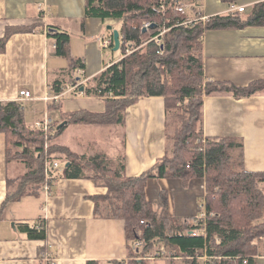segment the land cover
I'll return each mask as SVG.
<instances>
[{"label": "trees", "instance_id": "1", "mask_svg": "<svg viewBox=\"0 0 264 264\" xmlns=\"http://www.w3.org/2000/svg\"><path fill=\"white\" fill-rule=\"evenodd\" d=\"M222 1L231 4L237 0ZM179 2L200 4V0H85L87 17L120 21L119 49L124 55L82 84L86 96L103 98L104 110L62 112L60 122L65 124L54 122L53 130L46 135L26 124L20 102L0 101L6 162L24 169L21 175L7 178L2 207L38 192L46 184V162L57 160L62 168L55 169L60 170L58 174L51 171L49 183L52 176H62L89 179L105 187L104 194L91 197L94 216L123 219L127 239L141 240L142 252L160 246L178 257L171 258L169 264H202L195 256L205 249L220 264H256L257 242L264 241V191L260 188L264 174L245 170L242 140L204 136L203 101L205 96L239 98L261 93L264 80L237 86L231 81L206 78L203 35L212 29L264 26V0L252 4L248 12H228L192 23L185 22L188 14L176 11ZM145 23L155 25L143 31ZM10 32L7 29L0 38V53ZM47 34L54 42L55 55L69 58L68 66L60 69V80L51 83L58 94L66 82H77L74 71L84 62L68 55L69 33L49 27ZM150 96L164 100L167 147L164 156L138 176L125 174L123 152L115 157L101 150L76 153L57 142L71 124L122 127L125 109L139 98ZM149 178H177L184 187L193 178L203 179L205 216L170 215L164 191L160 192V201L152 204L145 195ZM19 225L28 238H45L43 224ZM194 230L199 234L192 235L190 231ZM128 249L129 255H137L130 246Z\"/></svg>", "mask_w": 264, "mask_h": 264}, {"label": "crops", "instance_id": "2", "mask_svg": "<svg viewBox=\"0 0 264 264\" xmlns=\"http://www.w3.org/2000/svg\"><path fill=\"white\" fill-rule=\"evenodd\" d=\"M259 1L262 0H237L234 3L244 5L245 12H248L251 5ZM199 5L201 13L210 17L228 13L230 3L200 0ZM119 26L120 21L116 19L87 17L85 0H0V38L7 29L11 31L4 52L0 53V101L16 100L23 107L27 104L26 116L30 114L31 121L26 124L30 128L35 122L45 120H50L53 128L54 122H63H60L62 112L79 109L103 111V98L86 96L80 88L85 81L124 55L120 49H101L98 43L99 37L112 36V30H118ZM28 27L30 31L26 30ZM49 27L70 34L68 55L82 58L84 66L74 71L75 80L80 84L77 91L72 90L57 100L45 101V96L56 95L51 83L60 80V69L68 66V60L64 66L62 59H69L55 55L54 42L47 34ZM105 54L108 56L106 61ZM203 54L204 74L210 80L231 81L237 86L264 80V26L207 30L203 35ZM72 84L66 82L61 89ZM21 89L29 90L32 97L20 99ZM72 125L86 131L91 124L69 126ZM69 126L57 142L60 139V145L76 153H93L95 147L93 149L92 144L76 141L77 145L71 146L68 143L72 137ZM99 126H103L102 133L106 134L107 127L113 125ZM122 128L124 171L127 176H138L166 152L163 98L141 97L129 105L125 109ZM203 133L205 137L242 140L245 170L264 174V90L239 98L205 96ZM23 170L21 165L7 164L5 137L0 132V264H48L46 256L56 264H133L134 255H129L128 247L133 252L136 240L127 239L125 221L94 216L91 197L104 194L106 188L96 186L92 180L52 176L47 183L49 189L43 186L35 194L23 195L2 207L7 178L19 176ZM59 172L56 170L54 174ZM260 188L264 191V183ZM161 191L167 194L170 215L198 217L202 213L203 179L193 178L186 187L177 178L147 180L145 195L148 201L157 204ZM19 223L43 224L45 238H28ZM254 259L256 264H264V241L258 245ZM155 264H169V260H158Z\"/></svg>", "mask_w": 264, "mask_h": 264}, {"label": "built area", "instance_id": "3", "mask_svg": "<svg viewBox=\"0 0 264 264\" xmlns=\"http://www.w3.org/2000/svg\"><path fill=\"white\" fill-rule=\"evenodd\" d=\"M196 8H199V10H197ZM176 11L182 13V14H189L190 11L194 12V17L192 16V18H188L187 21L188 23H192L195 20H207L208 16L203 15L201 13V7L200 5H192L189 3H177L175 6ZM229 12H244L245 11V6L244 5H238L236 3H231L229 5L228 8ZM45 13H47V10L45 9ZM150 23H145L144 26L148 27ZM98 43H99V47L101 49H105L110 50L112 48V44H113V40H112V36L109 37H99L98 38ZM54 47V46H53ZM127 52H129V50H127ZM80 84L79 83H74L72 85L66 86L65 88H62L61 91L53 96H45L44 100H57L59 98L62 97V95L73 91H77L79 88ZM19 97H21L20 99H30L32 97L31 93L29 90L27 89H21L19 91ZM53 126V125H52ZM51 126L50 120H45V121H37L35 122L34 126L32 127V129H37V130H42L45 132L46 135H48V132H50V130H52L53 128ZM60 163L57 161H54L52 163L46 162L45 165V172H46V184H45V188L49 189V186L47 185V183H49V177H51V171L55 170V169H60ZM188 168V165L186 166ZM205 216V211L203 210L202 213L198 216V217H204ZM141 223H143V221H141ZM192 235H197L199 234L198 230H194V231H190ZM144 247V243L137 239L136 241H134L133 243V250L136 252V256H134L132 258V262L133 264H142L144 261L149 262L151 264H155L156 261L158 260H162V259H166V260H170L171 258H175L177 259L178 257L173 255V253L167 251V249L165 248H153L150 249L148 251L142 252V249ZM196 259L201 260L202 264H220L219 263V259L217 262L213 261V257L212 256H208V254L206 253L205 249H200L197 253V255L195 256ZM48 261V264H56L55 261L51 258L46 256L45 258V262ZM245 262V260H244Z\"/></svg>", "mask_w": 264, "mask_h": 264}, {"label": "rangeland", "instance_id": "4", "mask_svg": "<svg viewBox=\"0 0 264 264\" xmlns=\"http://www.w3.org/2000/svg\"><path fill=\"white\" fill-rule=\"evenodd\" d=\"M196 9L199 10V8H196ZM188 15L190 16V18H192V16L194 17V12L190 11ZM118 55H120V52H118ZM107 58L108 56L105 54L104 60L106 61ZM67 60L69 59L67 58L62 59V64L64 66L67 65ZM25 108L28 111L29 107L27 104H26V107H24V111H25V122L28 123L31 121V116L30 114L26 116ZM88 126H90V128L86 127V131H82L78 127L76 128V126H73V125L69 126V131L71 132L72 137L68 141V143L71 146H76L77 145L75 143L76 141H80L82 143L86 142V145L89 144L91 146L92 144L93 149L95 147L93 151L101 150V151L106 152L109 156H115V154L116 155L121 154V151H122L121 140L123 139V128L122 127L108 126L107 127L108 131L106 132V134L105 133L103 134L102 133L103 126H99L96 124H91ZM58 142H60V139L58 140ZM62 165L63 164L60 163V167H59L60 169L62 168ZM257 243L261 244L262 242L258 241Z\"/></svg>", "mask_w": 264, "mask_h": 264}, {"label": "water", "instance_id": "5", "mask_svg": "<svg viewBox=\"0 0 264 264\" xmlns=\"http://www.w3.org/2000/svg\"><path fill=\"white\" fill-rule=\"evenodd\" d=\"M155 24L154 23H150L149 24V26H154ZM111 27L109 26V29H110ZM147 29V27H143V31H145ZM112 40H113V48H112V50L113 51H117V50H119V48H120V44H121V41H120V33H119V31L117 30V29H113L112 30ZM80 90H83V87H81L80 88ZM65 122L66 121H63V122H61L60 124H59V126H61V125H63V124H65ZM58 126V127H59ZM68 164V163H67Z\"/></svg>", "mask_w": 264, "mask_h": 264}]
</instances>
